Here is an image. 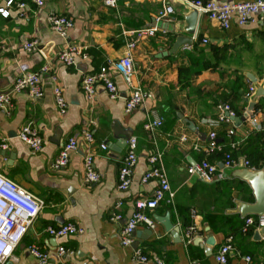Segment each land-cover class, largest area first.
<instances>
[{
  "label": "crops",
  "instance_id": "crops-1",
  "mask_svg": "<svg viewBox=\"0 0 264 264\" xmlns=\"http://www.w3.org/2000/svg\"><path fill=\"white\" fill-rule=\"evenodd\" d=\"M6 1L0 0V7H5ZM189 1L122 0L108 7L103 0H43V6L31 3L23 15L15 6L9 8L7 16L0 13V91L8 90L22 72L49 65L41 79L42 98L32 99L26 92H18L12 97L11 113L0 110V172L45 202L15 248L17 261L7 260L4 264H39L28 250L31 244L47 252L45 264H59L58 245L71 251L65 258L73 264H154V257L167 264H217L214 255L228 235H233L235 246L228 255L229 264H242L244 253L252 255L253 264H264V237L254 238L255 230L251 234L238 231L243 216L237 206L239 202H253L252 189L232 175L244 167V159L250 160L255 169H264V96L256 95L257 88L264 87V13L244 25L233 18L226 29L197 13L192 43L176 45L179 35H189L186 17L194 9ZM168 3L174 8L173 14L161 19L156 34L138 40L131 51L135 78L147 93L144 103L125 112L128 90L115 66L109 73L118 96L111 99L99 86L94 97L88 99L81 87L83 74L123 56L130 31L154 26L157 11ZM52 14L74 21L66 39L51 29L48 19ZM202 38L207 42L201 43ZM32 39L38 41L39 49L27 52L23 43ZM65 42L81 46L87 57L76 56L73 64H63L56 54ZM50 75H55L62 87L67 101L64 113L55 104ZM250 84L255 91L246 96ZM224 101L234 116H241L250 102L255 106L251 116L239 124L232 120L227 125H214L218 105ZM157 117L163 119L161 126L145 128ZM189 122L193 129L188 127ZM27 123L36 127L44 139L40 151L31 150L17 136ZM230 127L233 134L228 136ZM83 128H89L93 142L88 144L79 138L67 165L52 169L51 162L62 143ZM211 131L216 132L222 149L230 141L235 143L231 154L237 165L219 167L221 155L216 162L221 177L203 182L187 168L199 162L203 154L193 148L196 139L205 144ZM221 131L226 139L219 135ZM125 134L136 137L138 159L129 189L119 191L117 173L126 143H116H122ZM3 142L8 145L6 149L1 148ZM101 142L106 149L99 147ZM157 151L162 153L173 196L147 211L154 219L153 227L138 225L132 244L123 245L120 230L134 201L152 196L155 189L153 180L142 182L141 177L149 167L148 156ZM89 152L100 174L95 183L84 181L83 158ZM117 200L122 201L119 211L123 219L111 221L110 212ZM166 214L179 227V241H174L158 220ZM67 221L80 225L83 232L54 238L45 231L47 225ZM190 224L195 231L188 237L185 230ZM210 235L215 239L211 248L206 244ZM135 249L149 260L135 262Z\"/></svg>",
  "mask_w": 264,
  "mask_h": 264
},
{
  "label": "built area",
  "instance_id": "built-area-1",
  "mask_svg": "<svg viewBox=\"0 0 264 264\" xmlns=\"http://www.w3.org/2000/svg\"><path fill=\"white\" fill-rule=\"evenodd\" d=\"M122 0H103L105 6L115 7ZM43 6V0H7L5 7H0V13L4 16L9 14V8L15 6L21 15L29 10L30 4ZM189 5L198 13L205 14L209 19L215 21L221 28L226 29L230 26L233 18L237 24L244 25L254 21L257 16L264 13L263 0H249L239 2H220L218 0H190ZM174 8L171 4H165L157 11L155 16V25L144 27L130 31L131 36L126 40V53L118 60H107L97 71L83 74L81 77V87L88 99H92L99 86L103 87L111 99L118 96L117 86L109 73L111 66H115L121 75L125 87L128 90V95L125 99L124 110L129 113L138 108L144 103L147 98V93L139 85L135 78V69L131 51L135 48L138 40L149 36H154L158 30V22L165 16L171 15ZM49 25L61 38L66 39L68 33L74 25V21L65 15L52 14L49 17ZM207 39L202 38L201 43H206ZM23 48L27 52H33L39 49L38 41L35 39L27 40L23 43ZM57 59L63 64L69 66L73 64L76 56L86 58L81 46L65 42L62 48L56 54ZM49 71L47 63L40 66L34 71H24L19 74L8 90L0 91V110L6 114H10L13 110L12 97L15 93L26 92L32 99L42 98L44 90L41 85L42 75ZM53 83L52 95L60 113H64L67 107V101L64 97L62 87L55 75H50ZM255 91V86L249 85L246 96H249ZM219 112L212 124H229L234 116V112L226 103L218 105ZM250 117V116H249ZM248 117V118H249ZM163 124V119L157 117L149 120L145 124V128L154 129ZM228 136L233 134V129L230 127L227 131ZM18 138L25 143L31 150L37 152L42 149L43 137L40 135L36 127L31 123L22 126L17 133ZM82 138L88 144L93 142V134L89 128H83L80 133L70 136L62 143L58 154L51 162L52 169H60L69 162L71 152L78 147V140ZM230 149L223 154V166L231 168L236 166V161L231 154V148L235 147V143H228ZM7 143L3 142L1 148L6 149ZM101 149H106V144H99ZM196 151L202 152L204 158L199 162H195L188 166L187 171L190 174H196L201 181L211 182L221 174H218V168L215 162H210L206 158L215 151H221L222 147L217 142L216 132L211 131L208 134V140L205 144H201L199 139H196L193 144ZM137 139L135 136H130L126 140V153L121 160V165L117 173V189L126 191L129 189L133 170L137 163ZM148 169L141 177L142 182L153 180L155 189L152 196L146 198H138L134 201L131 214L125 219V222L120 230V241L123 245H131L133 242V234L136 227L140 224H145L147 227L154 226V219L147 213L158 206L165 197H172L169 179L162 162V153L155 152L148 156ZM244 167L255 169L249 165V160L242 161ZM84 181L86 183H95L100 180V174L94 167V155L92 152L85 154L83 158ZM44 200L36 196L27 189L21 187L13 179L0 172V264H4L7 260L17 261L18 257L14 254L15 248L21 241L26 231L31 227L33 221L38 216L41 209L44 207ZM122 201L117 200L110 212L109 219L111 221H120L123 219L119 209ZM264 225V215H249L244 219L241 231L246 233L250 226H254V230H258ZM45 231L52 237H64L71 234H80L83 228L73 221H67L58 225H47ZM195 231L194 225L190 224L186 227V235L190 237ZM188 241V240H187ZM235 249L233 235H228L225 241L217 249L214 258L217 264H229L228 255ZM31 255L38 259L39 264H45L48 260V254L36 244H31L28 247ZM67 252H71L63 245L57 246V256L59 264H73L65 258ZM242 264H253V257L249 253L241 255ZM133 260L137 263H146L149 258L139 249H135ZM154 264H167L159 257L153 258ZM193 264H198L194 262Z\"/></svg>",
  "mask_w": 264,
  "mask_h": 264
},
{
  "label": "water",
  "instance_id": "water-1",
  "mask_svg": "<svg viewBox=\"0 0 264 264\" xmlns=\"http://www.w3.org/2000/svg\"><path fill=\"white\" fill-rule=\"evenodd\" d=\"M197 11L193 9L191 13L186 17V27L185 30L189 35H179L176 39V45L180 44H191L192 43V34L195 30V25L197 21ZM252 81H255V78L249 75ZM256 95L264 96V87L259 86L257 88ZM255 106L254 102H250L247 106L246 111L241 116H231V119L236 122V124L245 121L249 116H251V112ZM188 127L193 129V123L189 122ZM129 134H125V139H122V143L117 142V146L125 145ZM193 162L192 164H194ZM219 167H223V163H218ZM233 176L238 177L244 181H246L252 189L253 202H239L237 206V211L241 214V216L245 217L246 215H264V169H252L247 167H241L236 169L233 173ZM158 220L164 225L166 231L170 232L174 241H179V227L174 226L170 219L169 214L158 218ZM135 233V232H134ZM264 237V225L261 226L258 230L254 232V238L260 239ZM207 246H213L215 244V239L213 235H210L206 238Z\"/></svg>",
  "mask_w": 264,
  "mask_h": 264
},
{
  "label": "trees",
  "instance_id": "trees-1",
  "mask_svg": "<svg viewBox=\"0 0 264 264\" xmlns=\"http://www.w3.org/2000/svg\"><path fill=\"white\" fill-rule=\"evenodd\" d=\"M194 47H195V46H194ZM194 47H193V48H194ZM224 102H225L226 104H228L226 101H224ZM219 135H220L221 137H223V138L226 139L225 133H224L223 131H221V132L219 133ZM226 151H229V146L224 147V149H222L221 151H215L214 153L208 155L206 158L208 159V161H210V162H215V163H216L218 160H220V159L223 157V154H224V152H226ZM221 155H222V157H221ZM204 157H205L204 154H201V156H200V160L203 159ZM200 160H199V161H200ZM249 165H250V166H253V165L251 164V161H250V160H249ZM250 215L254 216L253 214H250ZM246 216H249V215H246ZM246 216H245V217H246ZM245 217H243L240 221H238V226H239L238 231H241V228H242V226H243V223H244V219H245ZM253 230H254V226H250V227L248 228L247 232L244 233V234H251V233L253 232Z\"/></svg>",
  "mask_w": 264,
  "mask_h": 264
}]
</instances>
